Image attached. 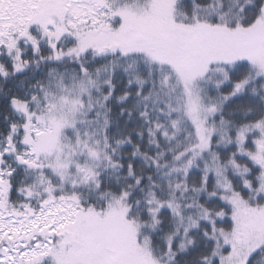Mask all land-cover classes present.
I'll return each instance as SVG.
<instances>
[{
	"label": "snow or ice",
	"instance_id": "1",
	"mask_svg": "<svg viewBox=\"0 0 264 264\" xmlns=\"http://www.w3.org/2000/svg\"><path fill=\"white\" fill-rule=\"evenodd\" d=\"M0 264H264V0H0Z\"/></svg>",
	"mask_w": 264,
	"mask_h": 264
}]
</instances>
